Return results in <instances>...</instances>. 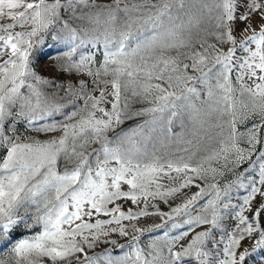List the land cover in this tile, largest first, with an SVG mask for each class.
Returning <instances> with one entry per match:
<instances>
[{
	"label": "snow or ice",
	"instance_id": "snow-or-ice-1",
	"mask_svg": "<svg viewBox=\"0 0 264 264\" xmlns=\"http://www.w3.org/2000/svg\"><path fill=\"white\" fill-rule=\"evenodd\" d=\"M254 14L261 22L259 30L246 23L242 31L251 29L252 35L237 45L236 22H248ZM74 22L91 27L73 26ZM204 23L212 30L201 28ZM193 29L199 30L197 35L204 33L196 43ZM42 33L69 46L63 53L62 72L91 79L62 84L38 74L33 58L37 46L44 43ZM208 36L231 47L217 48L208 43ZM88 45L103 46V59L96 67L92 53L75 59L78 49ZM173 51L176 54L170 55ZM238 51L246 55L237 56ZM233 72L238 89L232 83ZM245 77L253 81L252 86L243 82ZM41 85L50 86L52 92H45ZM97 90L99 95H93ZM237 91L246 99H237ZM129 97L149 107L130 111ZM65 98L67 103L60 102ZM78 100L83 106L75 105ZM70 105L72 110L66 112ZM182 113L191 125L190 138L180 135L178 143L196 147L204 138L222 137L219 151L206 160L223 159L224 167L229 163L238 167L251 158L264 128V0H0V150L4 152L0 157V245L8 249L7 258L0 256V264H72L73 259L80 264L76 254L84 253L83 245L91 248L100 236L109 234L104 225L147 216L149 197L167 202V197L190 187L198 191L170 213H155L172 219L211 196L199 214L184 221L187 231L171 239L164 234L167 255L155 242L145 253L139 237L133 235L128 244L133 251L118 258V264H244L246 257L264 248V230L259 226L264 213V151L257 156V175L245 183L240 173L233 182L247 190L242 204H233L232 184L221 188L215 182L203 187L197 183L208 179L209 173L214 179L218 170L205 168L203 162L193 165L195 153L175 158L158 154L152 136L155 128L150 126L163 120L171 134L173 121ZM61 114L66 122L40 123ZM146 114L152 118L109 138L125 121ZM252 116L259 121L247 131L246 150L238 144L245 134L237 131V124ZM19 122L30 132L60 134L47 140L22 137ZM215 129L220 131L213 135ZM178 151L188 153L189 149ZM164 179L173 186L165 187ZM257 196L261 202L253 208ZM122 200L143 201L145 208L124 212L117 203ZM246 211L253 213L251 220ZM100 214L112 219L85 222V217ZM233 216L238 223L227 231L222 221ZM21 226L40 231L14 241L13 232ZM195 228L204 230L186 245L180 244ZM111 231L129 235L122 226ZM254 233L258 239L252 252L245 249L237 258L241 242ZM177 245L180 250L174 251ZM106 259L112 264L110 256ZM84 260L95 264L93 257L85 255Z\"/></svg>",
	"mask_w": 264,
	"mask_h": 264
},
{
	"label": "rangeland",
	"instance_id": "rangeland-1",
	"mask_svg": "<svg viewBox=\"0 0 264 264\" xmlns=\"http://www.w3.org/2000/svg\"><path fill=\"white\" fill-rule=\"evenodd\" d=\"M99 3L106 2V0H97ZM241 11L243 9H240ZM67 18V17H65ZM250 23L251 28L259 30L260 27V19L258 15H253L250 19V21L241 23L239 21L236 22V27L233 32V35L236 39L237 45L240 44L242 40H244L247 36L252 35L251 29L249 31L244 32L242 29H244L245 24ZM73 26H83V27H91V25L83 24L81 25L80 22H74ZM201 28H208L209 31L212 30L211 26H209L207 23H204L201 25ZM20 30V29H17ZM198 29H193L192 35H193V42L196 43L200 39L201 36L204 35L203 32H199V35H197ZM44 36V43L43 45L37 46V51L34 54L33 58V67L37 71L38 74H40L43 78L56 81L57 83L67 84L69 81L76 82L79 79H88L90 80V77H84V76H77L74 73H65L60 70V65L65 63L63 59V53L68 51V45L63 43H58L56 41H53L51 39L50 34H40ZM34 40L39 39L38 37L33 38ZM208 43L216 44L217 48H223V50H227L228 47H231L229 44L220 45L217 43L214 37L208 36L207 37ZM197 49H199V44H196ZM252 48L255 47V45H251ZM184 51V50H181ZM103 46L98 45L97 47L93 48L91 45H88L87 47H82L78 49L77 55L75 59L79 58V55L81 53L87 55L89 53L94 54L97 64L93 67L98 66L99 62L102 61L103 56ZM170 55H175V51L170 52ZM246 55L245 53H242L240 51L237 52V56H243ZM187 62V61H185ZM199 75V73H191ZM233 86L238 89V84L236 83L235 79V72L231 75ZM245 84L252 86L253 81L249 80L247 77H245L244 81ZM259 82V81H256ZM45 92L51 93L52 88L47 85H41ZM198 88H201L202 92V86L197 85ZM108 91H111V87L109 86ZM61 96L64 95V93L61 91ZM93 95H99V91L93 93ZM235 96L237 99H246L245 97H240L239 91L235 93ZM202 98L203 95H202ZM62 103H67L68 99L65 98L63 101H60ZM123 102V101H122ZM130 102V111H136L142 108L149 107V104L147 102H143L139 100L138 98H131L129 97ZM77 107L83 106V101H75L74 102ZM106 107H110L107 106ZM72 106L70 105L69 108H66L65 111H71ZM152 118V114H146L142 116L134 117L133 120L125 121L123 124L119 125L115 132H110L109 138H112L116 132H120L122 130H126L130 126H133L136 123H143L145 120H150ZM53 121L57 122H66L64 121L63 115H54L53 117H49L45 121H41L40 123H51ZM259 117L252 116L245 120L243 123L237 124V131L239 133L245 134L244 136L240 137L238 139V144L241 148L248 149L249 145L247 144V131L250 129L254 123H258ZM150 127L155 128V131L152 133V136L154 138V142L156 144V148L158 149V154L163 158H175L177 156H187L189 153H195L192 157L191 163L193 165H196L198 163L203 162L205 168H216L218 170L217 174L215 175V178H212V174L209 173V178L203 181H197V183H200L203 187L206 184L209 183H218L221 188H223L227 184H232V203L233 204H242L243 197L247 194V190L243 188L237 187L235 184H233L234 181L237 180V176L240 173H244V182L247 183V179L249 176L255 177L258 173V164L260 161L257 160V156L261 151H264V128H261L259 131V139L260 143L256 145V151L253 153L251 158L244 163L240 164L238 167L234 163H229L227 167H224L225 161L223 159H213V160H206L205 158L210 156L213 152L219 151L220 144L219 141L222 139V137H217L216 139L208 140L207 138H204L201 143L196 146H188L186 144L178 143V139L180 135H184V138H190L187 136L188 131L191 128L190 122L188 120L187 114L182 113L180 116H178L171 125L172 133L169 134L165 130V121L163 120H157V122L154 125H151ZM18 133L22 137H33L38 140H47L52 138L53 136H57L60 133H35L30 132L27 130L26 125L23 122H19L17 124ZM147 131V129H145ZM219 129H215L213 131V135H215V132H219ZM91 147H99V145H92ZM187 147L189 149L188 153H185L183 151H178V149H182ZM91 150V149H89ZM247 155V152L245 153ZM4 155L3 150H0V157ZM235 154H231L230 159H234ZM61 171L65 167V163L62 161L59 165ZM172 175H175V173H172ZM162 184H164L165 187L173 186L170 181L167 179H164L161 181ZM123 190L127 191L128 186L124 185ZM198 191L195 187H190L187 189H183L181 193H177L174 196L167 197V202H165L163 199L156 198L153 199L149 197L147 202V208L146 211L149 213L147 216H140L138 219L135 220H121L120 225H117L115 223H111L108 225H104V230L107 231L109 234L107 236H100V238L93 242V247L89 248L87 245L84 246V253H78L76 254L79 257L80 264H86L84 257L87 255L88 257H93L95 260V264H108V259L106 257H111L112 264H118V258H121L125 256V254H131L133 251L132 248L128 247V244L130 243L132 236L136 235L139 237V247L145 251V253L151 251L150 246L153 244V242L156 243V245L164 249L163 255H167L166 251V243L163 239L164 234L167 232L168 239H171L177 235H179L181 232L187 231L188 226L184 224V221L188 219L190 216L195 217L197 214L200 213L201 207L206 203L207 199L211 198V196L205 197L197 202L196 205L191 207L187 213L182 212L179 215H173L172 219H169L167 216H160L156 215L155 213L157 210H159L160 213H170L172 208L182 204L188 197H190L193 193ZM262 191H264V188H262ZM261 197L257 196L255 200L252 203V207L255 208L257 205L261 202ZM117 203L122 204L121 210L124 212H127L129 209L132 210L133 213H138L142 209L145 208V204L143 201H141L138 204H133L130 200H122L117 201ZM113 205H109V207H112ZM232 212L238 211V209L231 210ZM246 216H248L249 220L252 219L253 213L250 211H246L244 213ZM118 215V214H117ZM85 222L89 223H95L96 220H111V216H104L103 214L100 215H93L91 218L85 217ZM31 222V221H30ZM180 224L181 227L173 228L172 224ZM223 225L225 226V229L227 231H232L235 229L236 224L238 223V220L235 219V217L226 218L224 221H222ZM157 224H164V227L162 228H155L154 226ZM124 227L127 232L129 233L128 236H121L119 234V231L112 232L111 229L113 228H119ZM256 225L254 224L253 227ZM259 226L261 230H264V213H261L259 217ZM135 228L143 229V232H135ZM204 230L203 228H195L194 231L189 232V235L185 237L180 244L186 245L192 237L196 234V232ZM40 231V229L32 228L28 229L23 226L15 229L13 232V240H19L23 239L25 237H28L32 235L35 232ZM96 230L93 229L92 232H95ZM85 235H90L88 231L85 232ZM217 238H219L217 236ZM79 239V237H78ZM258 239V234L254 233L251 237L246 236L245 239L241 242L240 247L237 249V258L239 257V254L243 252L245 249H247L249 252H252V247L255 242V240ZM116 241L115 244L110 243L109 241ZM120 245H125V247L121 248ZM211 247V245H209ZM223 245H221L222 249ZM174 251L180 250L179 245L175 246ZM8 255V249L6 245H0V256L7 258ZM150 258V257H149ZM62 264H67V262H62ZM72 264H76L75 259H73ZM128 264H131V262H128ZM192 264H195V261L192 262ZM244 264H264V248H261L254 252L252 255L246 257Z\"/></svg>",
	"mask_w": 264,
	"mask_h": 264
}]
</instances>
